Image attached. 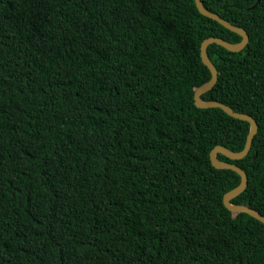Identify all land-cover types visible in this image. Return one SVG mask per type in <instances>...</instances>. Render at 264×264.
<instances>
[{
    "label": "trees",
    "instance_id": "16d2710c",
    "mask_svg": "<svg viewBox=\"0 0 264 264\" xmlns=\"http://www.w3.org/2000/svg\"><path fill=\"white\" fill-rule=\"evenodd\" d=\"M202 2L250 37L209 45L201 97L257 121L218 157L264 214V0ZM209 37L242 41L195 0H0V264H264L210 158L250 123L195 104Z\"/></svg>",
    "mask_w": 264,
    "mask_h": 264
},
{
    "label": "water",
    "instance_id": "95a60500",
    "mask_svg": "<svg viewBox=\"0 0 264 264\" xmlns=\"http://www.w3.org/2000/svg\"><path fill=\"white\" fill-rule=\"evenodd\" d=\"M195 3H196V6H197V8L201 14L218 21L220 24H222L226 28H228V29H230L236 33H239L242 36V41L239 43H231V42L224 40L222 38H219V37H209L202 42L201 58H202L203 63L211 71L212 76L208 82L199 86L195 90L194 98H195V104L197 107H200V108H214V107L221 108L230 116L237 118V119H240V120L247 121L250 123V130H249V133L247 136L246 145L242 151L235 152V151H232L225 146L217 145L212 149V151L210 153V158H211L212 164L216 168L234 170L241 177V181H240L239 185L224 195L223 201H224L226 208H228L230 211L235 212V213H247V214L251 215L252 217L260 220L262 223H264V214L260 213L258 210L254 209L248 205H245V204H234V203H232V199H234L235 197L240 195L242 192H244L248 186V179L249 178H248L247 172L241 166L236 165L235 163H232L229 161H223L218 157L219 154H222V155H224V156H226L232 160L242 159V158L246 157L249 154V151L252 147L253 139H254L257 131H258L257 121L250 114L236 112L229 105H227L225 103H222V102L217 101V100L207 101V100H203L201 97L204 93L211 90L214 87V85L217 83V80H218V70L208 55L209 45L216 43V44L221 45L230 51L239 52V51H242L246 47V45L249 43V40H250L249 34L247 33V31L245 29L240 28L238 26H235L234 24L230 23L229 21L224 19L219 14L212 12V11L208 10L207 8H205L202 0H195ZM256 5H254L251 9H254L256 7Z\"/></svg>",
    "mask_w": 264,
    "mask_h": 264
},
{
    "label": "bare ground",
    "instance_id": "6f19581e",
    "mask_svg": "<svg viewBox=\"0 0 264 264\" xmlns=\"http://www.w3.org/2000/svg\"><path fill=\"white\" fill-rule=\"evenodd\" d=\"M251 9V8H250ZM250 38V37H249ZM247 46V45H246ZM201 86V85H200ZM215 86V85H214ZM204 95V94H203ZM216 108V107H215ZM86 139V138H85ZM84 140V139H83ZM87 140V139H86ZM223 146V145H222ZM220 155V154H219ZM223 159V158H222ZM225 159V158H224ZM227 159V158H226ZM233 161V160H232ZM214 166V165H213ZM242 167V166H241ZM248 187V186H247ZM224 203V202H223ZM225 205V204H224ZM40 257V256H39ZM64 257V256H63ZM69 257V256H68ZM4 258H6V256L4 257ZM36 258V257H35ZM65 258V257H64ZM63 260V259H62ZM66 260H67V258H66ZM68 261V260H67ZM71 261H73V260H71ZM69 262V261H68ZM36 264V263H35ZM68 264V263H67ZM70 264H72V262L70 263Z\"/></svg>",
    "mask_w": 264,
    "mask_h": 264
}]
</instances>
